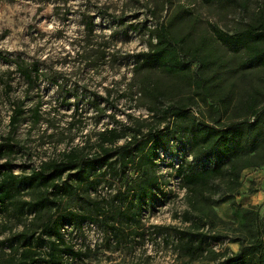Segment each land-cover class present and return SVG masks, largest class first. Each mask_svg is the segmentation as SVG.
<instances>
[{"label": "rangeland", "instance_id": "374dc122", "mask_svg": "<svg viewBox=\"0 0 264 264\" xmlns=\"http://www.w3.org/2000/svg\"><path fill=\"white\" fill-rule=\"evenodd\" d=\"M262 9L264 0H0V53L10 60L20 57L37 63L41 69L32 88L14 63L0 59V145L9 141L16 146L0 166L10 162L15 175L29 174L76 146L93 153L98 133L107 126L117 127L127 138L137 130L163 132L172 122L163 111L180 103H193L187 107L190 117L220 126L235 116H247L244 103L254 89L264 90V71L242 68L240 55L221 51L222 67L213 77L222 80V105L189 101L192 91L157 73L147 76L159 83L162 96L157 101L143 96L138 85L142 75L135 71L133 57L148 50L158 24L175 20V32L190 31L198 38L211 35L214 27L235 32ZM17 101L25 113L13 130L10 121ZM68 102L70 106L65 105ZM89 102L98 103L99 110ZM263 102L259 96V108ZM187 126L182 122L177 134L159 137L155 171L161 192L156 197L146 194L136 203L135 219L114 214L117 193L125 190L123 180H101L92 197L103 217L95 224L86 221L61 230L64 242L81 254L76 264H220L240 251L237 241L251 246L264 235V164L244 169L238 186L225 175L190 200L182 187V172L217 162L196 153ZM15 196V205L8 201L0 209V262L5 263L19 262L22 252L43 235V217L26 204L31 202L29 192ZM236 206L253 210L259 219L236 213ZM187 212L191 221L185 219ZM189 229L205 234L210 242L192 259L182 253L175 235ZM211 236L221 239L216 243ZM36 250L44 254L43 249Z\"/></svg>", "mask_w": 264, "mask_h": 264}, {"label": "trees", "instance_id": "16d2710c", "mask_svg": "<svg viewBox=\"0 0 264 264\" xmlns=\"http://www.w3.org/2000/svg\"><path fill=\"white\" fill-rule=\"evenodd\" d=\"M174 22L158 24L150 34L148 50L133 57L135 71L139 76L142 75L138 85L143 96L153 101L162 96L159 83L147 76L149 73H157L172 80L176 87L192 91L189 101L222 105V80L216 81L213 77L222 67V50L240 55L242 68L264 71V9L235 32L227 33L214 27L211 35H200L198 38L190 35V31L184 35L175 32ZM193 24L194 21L190 25ZM86 26L92 27L89 22H86ZM0 59L14 63L16 71L32 88L41 78V69L37 63L28 64L20 57L10 60L1 53ZM258 89H254L244 103L247 116H235L225 126L190 117L187 107L193 103H180L163 111L165 119L172 120L163 132L144 133L137 130L132 137L127 138L128 135L122 130L107 126L98 133L93 153H86L85 146H76L64 151L59 158L43 162L29 174L15 175L10 162L1 165L0 209L8 201L15 205V194L26 190L31 196V202L26 204L39 217H43L40 225L46 238L43 235L38 237L33 248L22 252L23 258L19 262L0 264H76L81 254L64 242L61 230L64 227L73 229L82 226L86 221L95 224L103 217L101 208L92 197L101 180H123L125 190L117 193L119 205L114 214L135 219L136 203L139 204L146 194L156 197L161 192V180L155 171L157 141L161 135L180 132L182 122L188 124L187 133L196 153L217 162L210 168L182 172V187L186 189L188 198H196L200 190L225 175H228L233 186H238L244 169L264 164V106L259 108L257 103L259 96L264 97V90ZM90 104L99 110L98 103ZM65 105L70 106L69 102ZM75 107L78 108V105L75 104ZM149 111L157 112L155 108H149ZM24 113L23 104L17 101L10 121L13 130L20 126ZM124 138L127 141L118 145ZM15 147L9 141L6 145H0V160L10 156ZM70 203H75L79 209ZM190 203L194 205L193 201ZM235 211H243L249 220L259 219L253 210H242L236 206ZM204 215L210 218L209 214ZM185 219L191 221L188 212ZM175 235L180 250L190 259L204 253L210 246V242L206 243L205 234H197L192 229L176 232ZM210 239L217 243L221 238L211 236ZM237 242L241 245L240 251L220 264H264V235L251 246L242 244L240 240ZM36 249H43L44 254Z\"/></svg>", "mask_w": 264, "mask_h": 264}]
</instances>
